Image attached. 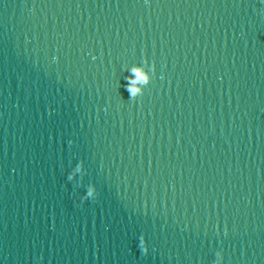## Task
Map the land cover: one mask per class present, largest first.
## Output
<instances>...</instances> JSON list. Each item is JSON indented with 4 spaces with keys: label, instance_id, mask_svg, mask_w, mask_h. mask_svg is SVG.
I'll use <instances>...</instances> for the list:
<instances>
[{
    "label": "water",
    "instance_id": "1",
    "mask_svg": "<svg viewBox=\"0 0 264 264\" xmlns=\"http://www.w3.org/2000/svg\"><path fill=\"white\" fill-rule=\"evenodd\" d=\"M217 252L264 264V0H0V264Z\"/></svg>",
    "mask_w": 264,
    "mask_h": 264
},
{
    "label": "clouds",
    "instance_id": "2",
    "mask_svg": "<svg viewBox=\"0 0 264 264\" xmlns=\"http://www.w3.org/2000/svg\"><path fill=\"white\" fill-rule=\"evenodd\" d=\"M144 64H147L146 60ZM131 71L134 74V78L132 76H129L127 78L129 83L126 85V88H127V91L130 93L131 98H137L143 95L145 87L151 83L152 78H153V73L155 72V65L153 64L151 66V73L146 71L143 66L133 67ZM77 174H80V179L82 181L83 175L85 174V166H84L83 161H80V163L76 165V167L69 174L68 179L70 181L75 180L77 177ZM97 197H98V191H97L96 186L94 184H90L87 188L85 195L83 196V200H88L90 198L95 199ZM139 247L141 248L142 253L144 255H147L150 251L148 241L143 236L140 237ZM216 255L218 259L215 261V264H222L223 253L217 252Z\"/></svg>",
    "mask_w": 264,
    "mask_h": 264
}]
</instances>
